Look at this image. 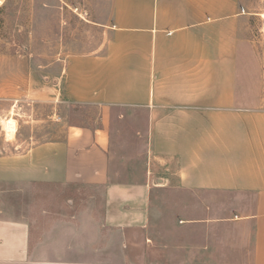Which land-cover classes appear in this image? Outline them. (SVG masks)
Here are the masks:
<instances>
[{
    "label": "crops",
    "instance_id": "1",
    "mask_svg": "<svg viewBox=\"0 0 264 264\" xmlns=\"http://www.w3.org/2000/svg\"><path fill=\"white\" fill-rule=\"evenodd\" d=\"M104 4V42L52 83L99 124L0 155V264H264V110L238 91L240 0ZM116 116L144 118L136 160L113 151Z\"/></svg>",
    "mask_w": 264,
    "mask_h": 264
},
{
    "label": "rangeland",
    "instance_id": "2",
    "mask_svg": "<svg viewBox=\"0 0 264 264\" xmlns=\"http://www.w3.org/2000/svg\"><path fill=\"white\" fill-rule=\"evenodd\" d=\"M104 3L0 0V155L56 139L58 130L71 125L99 124L97 106L62 101L51 80L63 74L72 55L94 51L104 42L102 27L94 23L106 11ZM240 7L238 91L243 105L264 110V0H240ZM11 119L17 128L13 135L4 126ZM111 120L109 130L118 142L113 151L127 152L136 160L143 152L144 136L138 139L135 132L144 118Z\"/></svg>",
    "mask_w": 264,
    "mask_h": 264
},
{
    "label": "bare ground",
    "instance_id": "3",
    "mask_svg": "<svg viewBox=\"0 0 264 264\" xmlns=\"http://www.w3.org/2000/svg\"><path fill=\"white\" fill-rule=\"evenodd\" d=\"M4 126L9 135H13L16 132V121L14 119L6 120Z\"/></svg>",
    "mask_w": 264,
    "mask_h": 264
},
{
    "label": "water",
    "instance_id": "4",
    "mask_svg": "<svg viewBox=\"0 0 264 264\" xmlns=\"http://www.w3.org/2000/svg\"><path fill=\"white\" fill-rule=\"evenodd\" d=\"M45 80H48V78L45 77ZM51 81H52V83H56L57 82L56 78H53Z\"/></svg>",
    "mask_w": 264,
    "mask_h": 264
}]
</instances>
